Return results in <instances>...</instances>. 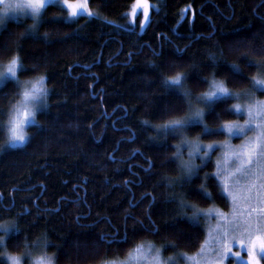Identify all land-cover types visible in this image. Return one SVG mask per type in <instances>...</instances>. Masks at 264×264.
Listing matches in <instances>:
<instances>
[{
	"label": "trees",
	"instance_id": "trees-1",
	"mask_svg": "<svg viewBox=\"0 0 264 264\" xmlns=\"http://www.w3.org/2000/svg\"><path fill=\"white\" fill-rule=\"evenodd\" d=\"M147 1L151 15L143 27L141 17L134 24L128 17L135 0H89L99 18L60 19L68 12L56 5L49 6L48 21L35 36L25 34L33 22L29 18L10 20L0 29V63L19 52L25 64L21 79L44 75L50 91L49 108L37 115L42 127L27 129L24 147L0 150V218L15 220L20 229L8 234L0 253L23 252L27 236L30 242L46 237L55 264L121 261L143 244L159 248L165 260L181 258L178 253L193 256L207 239L206 223L200 218L190 224L168 195L185 193L199 208L229 211L226 194L217 195L215 175L208 181L212 200L197 196L198 177L191 187L173 189L160 182L163 174L179 175L170 162L178 138L165 141L152 125L188 112L179 95L162 86L161 72H187L186 87L194 96L207 88L200 78L211 79L214 71L233 91L249 88L247 80H232L229 64L214 69L209 55L254 74L257 69L248 61H264V0ZM16 91L11 84L4 88L0 109L7 110ZM193 104L205 107L194 98ZM145 120L151 123L145 125ZM223 120L244 122V116L217 120L205 110V123L213 129ZM184 135L204 144L226 137L205 136L200 128ZM6 139V130L0 131V145ZM217 151L201 177L217 172ZM149 163L154 167L146 172ZM152 196L156 201L149 206ZM153 222L158 232L151 230ZM5 262L0 257V264Z\"/></svg>",
	"mask_w": 264,
	"mask_h": 264
},
{
	"label": "snow or ice",
	"instance_id": "snow-or-ice-1",
	"mask_svg": "<svg viewBox=\"0 0 264 264\" xmlns=\"http://www.w3.org/2000/svg\"><path fill=\"white\" fill-rule=\"evenodd\" d=\"M139 2V0H138ZM0 3H5L6 6L0 10L3 14L0 15V29L6 27V19L8 12L19 10L22 15L27 16L33 22L25 29V34L35 36L38 33L39 27L48 21L46 15L49 6L59 5L62 12L67 10L68 15L59 17L60 19L76 22L77 18L84 17L85 15L90 17L99 18V13L92 12L88 7V0H16L15 3L6 2V0H0ZM143 14L144 19L140 20V26L143 27L145 21L148 20V2L143 0ZM136 5L133 6L135 11ZM52 19H57L54 15ZM24 35V34H22ZM47 33L44 35V39H47ZM183 52V50H180ZM212 61L213 68H217L220 63L229 64L228 73L232 77L233 81L244 79L249 83V88L240 92L233 91L228 86L227 80L217 79L215 71L211 74V79L208 77H201L200 81L207 85L205 91L195 95L190 88L186 87V81L188 74L185 71L176 70L173 74L165 75L161 72V84L166 90H171L173 93L178 94L181 102L188 106V112L183 116H171L163 124H153L152 127L157 132L158 136L165 141L169 137L172 139L178 138V143L174 145L175 151L172 153L170 162L175 165L179 170V175L175 178L169 177L167 174L161 175V181L170 188L183 187L185 184L192 186L193 177L200 178L201 182L196 187V194L202 200H212L215 197L209 190L208 181L209 178L215 175L216 187L219 189L217 195L227 193L232 200H237V192L230 190L229 188V176L232 175L228 172L227 175L221 174L217 171L215 174L205 172L201 177L200 173L203 167H207L211 161V153L215 151L217 146H223L219 141H212L204 144L197 139L193 141L184 135L185 131L192 128H200V132L205 136L224 135L227 132L229 135L238 136L246 133L252 125L254 112L259 115L264 113V100H256L252 103L246 104H229V100H240L242 97H249L259 92L261 96H264V61L249 60L250 67H255L257 71L249 76L245 69L240 64L230 62L216 57L215 54L209 55ZM153 68H158V65L154 61L150 62ZM25 71V64L23 58L19 55V52L12 54L7 58L6 63H0V93L4 88H7L9 84L13 85L18 91L15 92V99L9 100V106L7 110L0 109V116H7V120H0V131H5L7 139L5 144L0 145V150L5 148H22L28 141L29 136L25 131V125H34L42 127L37 115L42 111L49 108L48 98L50 91L45 83V76L39 75L33 78L22 80L19 73ZM199 83V82H198ZM193 98L196 102L203 104L205 107L200 108L194 106ZM223 105V107H221ZM219 108V111L217 109ZM214 114L215 119H221L222 115H241L247 114L248 120H245L243 125L238 124L236 121L223 120L218 124L215 129L205 123V110ZM173 112L179 111V109H173ZM167 114V113H166ZM151 122L148 120L143 121V124L147 125ZM155 139V138H153ZM188 149L187 159L184 158V149ZM231 155L235 159H240L238 153H225V159ZM251 150H249V159L247 161L241 160L240 166L236 168L237 172H243L244 175H248L247 170L243 169L244 163H250ZM200 160V164H196V160ZM154 165L149 163L146 172H151ZM219 167V162H218ZM127 183V181H126ZM146 195V194H145ZM168 201L177 204L179 215L185 218L190 224H198L201 216H211L214 209H202L195 203L186 199L185 193L172 192L167 197ZM248 199H251L249 196ZM156 201V197L152 196L149 201V206ZM10 208L11 205H8ZM188 209L189 212L183 211ZM264 212V210H261ZM126 215H128L126 213ZM219 215V213H218ZM138 223H142L137 221ZM261 227H264L262 223ZM151 230L158 232L153 222ZM20 229L15 220L5 221L0 218V247L6 249V238L10 232H19ZM228 234L224 233V237L218 242V247L214 250L213 257H205L207 264H222L228 257H240L239 251L233 252L232 247L229 246ZM39 241V243H37ZM233 243H239L243 248L245 247V241L241 237L237 240L235 236L232 238ZM34 245L39 249L36 253L34 248L30 246ZM49 241L45 237L41 240L37 237L36 240L29 241L27 236L24 237L23 246L24 251L21 253H11L5 250L0 253V257H6L5 264H53L55 255L46 251ZM174 247V245H172ZM132 250L129 251L131 255ZM137 259L150 260V264H167V261L161 259V251L159 248L151 247L147 250H143L140 246L136 249ZM183 256L186 261H192L193 264H201V261L196 260L194 257H190L187 254L178 253ZM264 259V238L255 237L251 239L247 245V264H260V259ZM174 257H169L168 260L174 261ZM103 264H116V261H104ZM123 264V262H120ZM229 264H232L229 261Z\"/></svg>",
	"mask_w": 264,
	"mask_h": 264
},
{
	"label": "rangeland",
	"instance_id": "rangeland-1",
	"mask_svg": "<svg viewBox=\"0 0 264 264\" xmlns=\"http://www.w3.org/2000/svg\"><path fill=\"white\" fill-rule=\"evenodd\" d=\"M6 2L15 3L16 0H6ZM148 2V1H147ZM136 5L135 11L133 6ZM128 17L131 24H134L137 17L144 19L143 14V0H135ZM148 14L151 15L152 5L148 2ZM6 6L5 3H0V10ZM89 7V0H88ZM90 11H93L89 8ZM3 13L0 12V15ZM68 15V13H67ZM87 16V15H85ZM90 17V16H87ZM28 18L21 14L19 10L9 11L7 14L6 22L10 20H19ZM30 19V18H29ZM149 21L146 20L144 26ZM256 100H264L262 97H242L239 104L252 103ZM245 120L249 119L247 114H242ZM244 122H238L243 125ZM32 125H25V131ZM225 139L221 142L223 146H217L215 150H219L216 161V171H220L221 174L229 176V188L232 191L237 192V200H232L227 193L226 196L230 203V209L228 212H223L219 209H214L211 216H201L207 226V239L202 246L201 250L190 257H194L196 260L201 261V264H207L205 257L212 258L214 250L219 246L218 242L224 237V233H227V239L229 240V246L232 247L233 252L239 251L240 257L230 256L222 262V264H247V245L251 239L259 236L264 238V227H261L264 223V113L257 115L253 114L252 125L246 130L243 135L232 136L225 132ZM249 150H251L250 163H244L243 169L247 170L248 175H244L243 172H237L236 168L240 166L241 160L247 161L249 159ZM188 149H184V158L187 159ZM225 153H238L240 159L229 155L225 159ZM197 159L196 161H198ZM219 162V167H218ZM197 164V162H196ZM251 199H248V197ZM219 213V215H218ZM235 236L237 240L243 238L245 241V247H241L239 243H233L232 238ZM143 250H147L154 247L150 244L140 245ZM155 248V247H154ZM137 249V248H136ZM136 249L131 252L125 260L116 261V264H150V260L137 259ZM189 256V255H188ZM181 258H175L174 261L165 260L163 256L161 259L167 261V264H193L192 261H186L183 256ZM260 259L259 255L257 257ZM23 264V262H22ZM260 264H264V259H260Z\"/></svg>",
	"mask_w": 264,
	"mask_h": 264
},
{
	"label": "clouds",
	"instance_id": "clouds-1",
	"mask_svg": "<svg viewBox=\"0 0 264 264\" xmlns=\"http://www.w3.org/2000/svg\"><path fill=\"white\" fill-rule=\"evenodd\" d=\"M53 264H55V260L53 259Z\"/></svg>",
	"mask_w": 264,
	"mask_h": 264
}]
</instances>
